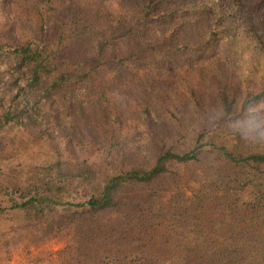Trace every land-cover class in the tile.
<instances>
[{
    "label": "trees",
    "instance_id": "16d2710c",
    "mask_svg": "<svg viewBox=\"0 0 264 264\" xmlns=\"http://www.w3.org/2000/svg\"><path fill=\"white\" fill-rule=\"evenodd\" d=\"M252 47L264 0H0V128L112 157L78 169L83 201L49 172L1 184L11 244L63 231L47 264H264V76L238 88Z\"/></svg>",
    "mask_w": 264,
    "mask_h": 264
},
{
    "label": "rangeland",
    "instance_id": "374dc122",
    "mask_svg": "<svg viewBox=\"0 0 264 264\" xmlns=\"http://www.w3.org/2000/svg\"><path fill=\"white\" fill-rule=\"evenodd\" d=\"M26 20L30 21V17L28 16ZM251 50L255 54V56H249L252 61L251 72L240 73L242 78L238 87L240 89H243L245 84L252 88H259L264 76V54L256 51L253 47ZM195 74L200 76L199 73ZM200 77L198 86L207 87L210 91L214 90L211 87L215 89L218 87L217 81L219 77L217 75L213 74L210 78L207 76ZM174 84V90L176 91L177 89L180 96H188L186 87L181 83L180 79L175 77ZM94 128L95 133H100L98 126ZM35 135L10 130L6 127L0 128V185H7L9 188H26L32 182L38 180L37 178L40 179V177L45 176L49 172L53 175L56 183L64 182L67 185L66 189L61 193L62 200L83 201L87 199L88 194L93 192V185L85 179L83 181L74 179L78 169L84 164H93L99 171L106 170L104 167L112 157L101 158L103 153L101 145L90 142L86 135L81 138V141L77 140L78 143L72 142L70 148H66L62 142H57V148L59 146V148L63 149L60 155L55 153L56 151L52 150L45 140L39 139ZM54 160H60L61 164L66 161V167L70 173L65 176V174L61 175L57 170H48L42 167ZM35 168H37V171H35ZM93 180H98V176ZM69 181L70 184L68 183ZM0 206H6L5 197L1 193ZM9 217L7 210L0 213V248L9 250V255L0 251V259L5 260L7 258L5 264H47L48 262L52 263L59 260V252L65 246V239L60 235L63 231L58 236H54L41 244L38 241L28 247L25 243H19V245L15 246L11 244L10 239L18 238L17 235L21 233L17 232L15 237L11 231L12 224ZM113 231L118 233L121 230L115 227ZM6 240L9 241L8 245L4 244ZM35 244L37 245L35 246Z\"/></svg>",
    "mask_w": 264,
    "mask_h": 264
}]
</instances>
